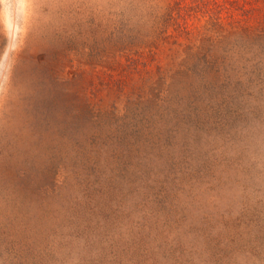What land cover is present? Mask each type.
I'll return each instance as SVG.
<instances>
[{
	"label": "rangeland",
	"instance_id": "obj_1",
	"mask_svg": "<svg viewBox=\"0 0 264 264\" xmlns=\"http://www.w3.org/2000/svg\"><path fill=\"white\" fill-rule=\"evenodd\" d=\"M0 264H264V0H0Z\"/></svg>",
	"mask_w": 264,
	"mask_h": 264
},
{
	"label": "trees",
	"instance_id": "obj_2",
	"mask_svg": "<svg viewBox=\"0 0 264 264\" xmlns=\"http://www.w3.org/2000/svg\"><path fill=\"white\" fill-rule=\"evenodd\" d=\"M169 17L174 19V13L172 11L169 12ZM180 25H178L179 27ZM222 33H217L214 36H201L197 42H193L191 44H187L181 55H178L175 59L174 64L168 68L165 67L164 71H161L157 76V82H151V86L149 87V92H152L157 99L162 101L167 108H170L171 98V83L175 80L178 75L186 76L189 74L191 69L194 67L193 60H196V63H204L209 67H217L219 66V62L223 61L226 56H230V51H234L235 48L231 46L232 38L229 35H221ZM139 48H134V51H128L127 61L130 62L129 64L133 63L136 65H145L147 62L145 59H141ZM227 60V59H226ZM149 83V82H148ZM139 94L130 99L129 101V93L125 96L124 102L125 104L128 103L127 101L132 103H137L142 105L140 100L141 98L138 97ZM177 110V109H176ZM99 109H94L91 111V107L89 108V116L94 117L96 115H100ZM181 111V110H178ZM88 112V113H89ZM102 118V117H101Z\"/></svg>",
	"mask_w": 264,
	"mask_h": 264
}]
</instances>
